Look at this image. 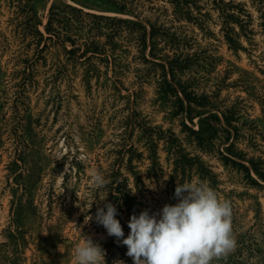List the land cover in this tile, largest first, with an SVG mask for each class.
I'll use <instances>...</instances> for the list:
<instances>
[{
    "label": "rangeland",
    "instance_id": "1",
    "mask_svg": "<svg viewBox=\"0 0 264 264\" xmlns=\"http://www.w3.org/2000/svg\"><path fill=\"white\" fill-rule=\"evenodd\" d=\"M134 3L122 12L108 0H0V264H75L74 246L86 236L106 264H133L127 246L95 221L115 171L140 212L175 204L178 183L206 182L230 201L237 242L211 264H264L262 2ZM64 5L115 23L103 19L100 31L55 24L51 36L50 9ZM131 21L147 27V46ZM93 39L103 54L83 52ZM167 61L209 103L199 109L220 118L205 121L208 143L192 132L199 118L180 112L164 85L172 82ZM127 211L117 217L125 236Z\"/></svg>",
    "mask_w": 264,
    "mask_h": 264
},
{
    "label": "clouds",
    "instance_id": "2",
    "mask_svg": "<svg viewBox=\"0 0 264 264\" xmlns=\"http://www.w3.org/2000/svg\"><path fill=\"white\" fill-rule=\"evenodd\" d=\"M91 181L97 187L106 182L100 173H93ZM175 197V204H165L155 213L145 209L132 214L127 236L113 202L97 208L95 221L127 246L133 264H211L235 248L230 201L204 181L178 183ZM73 251L75 264H106L105 250L88 236Z\"/></svg>",
    "mask_w": 264,
    "mask_h": 264
},
{
    "label": "trees",
    "instance_id": "3",
    "mask_svg": "<svg viewBox=\"0 0 264 264\" xmlns=\"http://www.w3.org/2000/svg\"><path fill=\"white\" fill-rule=\"evenodd\" d=\"M14 1V0H13ZM23 0H17V2L22 3ZM134 1L135 0H108L109 3L113 4L119 11L126 12L130 7L134 6ZM262 2V19H263V26H264V0H261ZM103 19L110 20L112 23H115V20L109 18V17H104L101 15H95L91 13L84 12L81 9H78L77 7H74L72 5H64L63 7H58V6H52L48 15V21L47 24L44 26L45 31L51 35L53 32L56 34L57 31L55 30L54 26L55 24H60L64 28L67 29V31H70L73 29L75 24H79L80 29L84 27H89L90 31H97L101 30L103 28ZM117 23V22H116ZM132 25L138 26L141 29L144 30V33L140 35L142 44L147 46V35H148V30L147 27L142 25L141 23H137L134 21L130 22ZM148 24L150 26V39H151V51L150 54L157 58L156 52L158 50V39H157V31L156 27L153 23L148 21ZM98 31V32H99ZM40 35L43 34L40 32ZM54 34V36L56 35ZM52 36V35H51ZM72 44L76 46V38L75 39H70ZM84 46L86 48L85 52H88L90 49L92 50L93 54L98 55V54H103V46L102 44H99L93 40H88L85 41ZM83 53V54H84ZM85 57V55H84ZM175 61H167V64L169 65V72L172 77V82L168 81V78L164 81V85L169 88V90H172L178 99V102L180 103V112L184 113L187 118L194 123V119L196 117L199 118V129L198 130H192L194 134L197 135V139L201 142L202 140L204 142H209L208 140V135L206 133L210 132V129L206 127L205 121L214 118L215 121L220 122V118L215 115H206V112L200 110L199 108H207L208 107V102L202 101V99H196L195 95L193 92H190L188 90V87L183 83L182 80L178 79L176 76V65L174 64ZM159 65L162 66L166 70V74L168 73L166 65L163 63H158ZM228 134H230L229 131L226 130ZM233 163H237L236 161H233ZM239 164V163H238ZM242 167L247 171V173L250 176V170L248 167L245 165H242ZM120 175L115 171L111 179L112 182L108 183L107 188H108V202H113L117 209H118V215L117 217L119 218V215L121 216L123 214V208L124 206L127 207V212L132 215V214H139L140 211L138 210L137 204L136 203H130L129 202L132 200L130 196V190H129V185H128V180L127 179H121L119 178Z\"/></svg>",
    "mask_w": 264,
    "mask_h": 264
}]
</instances>
